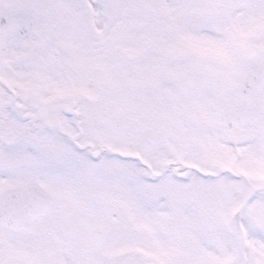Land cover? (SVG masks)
I'll list each match as a JSON object with an SVG mask.
<instances>
[{"label":"snow or ice","instance_id":"1","mask_svg":"<svg viewBox=\"0 0 264 264\" xmlns=\"http://www.w3.org/2000/svg\"><path fill=\"white\" fill-rule=\"evenodd\" d=\"M0 264H264V0H0Z\"/></svg>","mask_w":264,"mask_h":264}]
</instances>
